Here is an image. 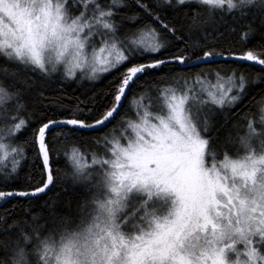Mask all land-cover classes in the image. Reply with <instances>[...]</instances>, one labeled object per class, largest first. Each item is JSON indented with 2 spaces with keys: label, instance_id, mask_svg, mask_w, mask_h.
Wrapping results in <instances>:
<instances>
[{
  "label": "snow or ice",
  "instance_id": "obj_1",
  "mask_svg": "<svg viewBox=\"0 0 264 264\" xmlns=\"http://www.w3.org/2000/svg\"><path fill=\"white\" fill-rule=\"evenodd\" d=\"M0 201V264H264V0H0Z\"/></svg>",
  "mask_w": 264,
  "mask_h": 264
},
{
  "label": "trees",
  "instance_id": "obj_2",
  "mask_svg": "<svg viewBox=\"0 0 264 264\" xmlns=\"http://www.w3.org/2000/svg\"><path fill=\"white\" fill-rule=\"evenodd\" d=\"M221 66H223L222 62H221ZM108 79H111V77H109ZM106 84H107V80L97 81L95 83V85H93L89 82H84L82 90L89 89L92 87H95L97 90H100V89H103L106 86ZM77 95H79L78 92H77ZM257 99H259V97H257ZM93 135H94V133H93ZM32 164H33V153L31 151H29L27 163L24 166V170L20 173L22 181H23V178L25 176H27V174L29 172L32 171ZM52 166L54 169L58 170L57 174L60 177V180H63L65 178L64 174L67 171L64 156L62 154L54 153L53 157H52ZM60 188H61V184H60V181L58 180L56 188H54L52 191L48 192L46 195L42 194L43 199L40 201V203H43V200H46L49 197H52L56 192L60 191ZM16 203H17L16 198H12V204H16ZM0 204H3V208H0V212H2L4 209L11 208L10 204L5 203L3 201H0Z\"/></svg>",
  "mask_w": 264,
  "mask_h": 264
}]
</instances>
